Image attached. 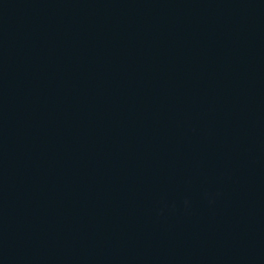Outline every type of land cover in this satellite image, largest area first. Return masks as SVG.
Wrapping results in <instances>:
<instances>
[{"label":"water","instance_id":"95a60500","mask_svg":"<svg viewBox=\"0 0 264 264\" xmlns=\"http://www.w3.org/2000/svg\"><path fill=\"white\" fill-rule=\"evenodd\" d=\"M0 264H264V0H0Z\"/></svg>","mask_w":264,"mask_h":264}]
</instances>
